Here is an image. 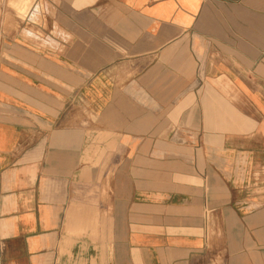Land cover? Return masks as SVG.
Segmentation results:
<instances>
[{"label": "crops", "instance_id": "1", "mask_svg": "<svg viewBox=\"0 0 264 264\" xmlns=\"http://www.w3.org/2000/svg\"><path fill=\"white\" fill-rule=\"evenodd\" d=\"M95 263L264 264V0H0V264Z\"/></svg>", "mask_w": 264, "mask_h": 264}, {"label": "rangeland", "instance_id": "2", "mask_svg": "<svg viewBox=\"0 0 264 264\" xmlns=\"http://www.w3.org/2000/svg\"><path fill=\"white\" fill-rule=\"evenodd\" d=\"M95 247H96V252L103 253L102 255L104 256V259L106 258V254H108L107 251H110V253L113 252V245L110 246V249L108 248L109 246H107V245L106 246H104V245H96Z\"/></svg>", "mask_w": 264, "mask_h": 264}]
</instances>
